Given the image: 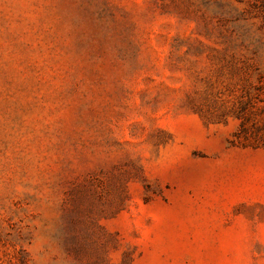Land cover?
<instances>
[{
  "label": "rangeland",
  "instance_id": "1",
  "mask_svg": "<svg viewBox=\"0 0 264 264\" xmlns=\"http://www.w3.org/2000/svg\"><path fill=\"white\" fill-rule=\"evenodd\" d=\"M0 264H264V0H0Z\"/></svg>",
  "mask_w": 264,
  "mask_h": 264
}]
</instances>
